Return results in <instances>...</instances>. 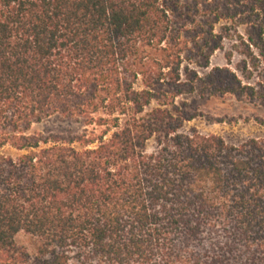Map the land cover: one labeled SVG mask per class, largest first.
I'll return each instance as SVG.
<instances>
[{
  "label": "trees",
  "instance_id": "1",
  "mask_svg": "<svg viewBox=\"0 0 264 264\" xmlns=\"http://www.w3.org/2000/svg\"><path fill=\"white\" fill-rule=\"evenodd\" d=\"M192 95L264 104V0H0V264H264V138Z\"/></svg>",
  "mask_w": 264,
  "mask_h": 264
},
{
  "label": "rangeland",
  "instance_id": "2",
  "mask_svg": "<svg viewBox=\"0 0 264 264\" xmlns=\"http://www.w3.org/2000/svg\"><path fill=\"white\" fill-rule=\"evenodd\" d=\"M240 34H245L244 28H240ZM235 37L236 34H234ZM244 38L247 39L246 36ZM234 44V42L228 41L225 49L217 52L212 57L210 70H203L195 66L196 69L203 75L209 73L216 66L227 65L225 55L231 52L235 53L234 67L247 59V56L235 51ZM186 65H188V62L185 63ZM257 74V72L254 74L255 77H257ZM249 75L247 73L244 76L245 84H247L246 77ZM258 79L259 77L256 81H259ZM261 89L263 90V88ZM184 104H187L188 110L198 115L194 121L185 124L184 131L186 132L197 129L204 135L223 136L230 143H238L249 138H264V127L257 122V119L264 120V104L262 102L250 103L230 95L224 97L192 95L178 99L177 105L183 108ZM219 119H224L225 122L218 123ZM33 131L45 134L79 133L82 131V127L78 123L55 116L42 124L35 125ZM19 243L25 246L31 245L29 240L24 237L19 239Z\"/></svg>",
  "mask_w": 264,
  "mask_h": 264
}]
</instances>
